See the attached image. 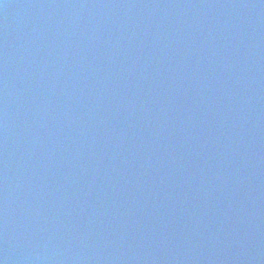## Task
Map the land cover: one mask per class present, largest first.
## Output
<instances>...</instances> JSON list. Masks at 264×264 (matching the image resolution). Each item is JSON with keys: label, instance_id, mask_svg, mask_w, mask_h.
<instances>
[{"label": "water", "instance_id": "water-1", "mask_svg": "<svg viewBox=\"0 0 264 264\" xmlns=\"http://www.w3.org/2000/svg\"><path fill=\"white\" fill-rule=\"evenodd\" d=\"M0 264H264V0H0Z\"/></svg>", "mask_w": 264, "mask_h": 264}]
</instances>
